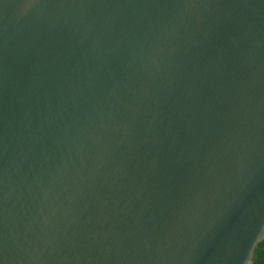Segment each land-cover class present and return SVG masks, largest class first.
I'll return each mask as SVG.
<instances>
[{
  "label": "water",
  "instance_id": "1",
  "mask_svg": "<svg viewBox=\"0 0 264 264\" xmlns=\"http://www.w3.org/2000/svg\"><path fill=\"white\" fill-rule=\"evenodd\" d=\"M264 0H0V264H253Z\"/></svg>",
  "mask_w": 264,
  "mask_h": 264
},
{
  "label": "trees",
  "instance_id": "2",
  "mask_svg": "<svg viewBox=\"0 0 264 264\" xmlns=\"http://www.w3.org/2000/svg\"><path fill=\"white\" fill-rule=\"evenodd\" d=\"M253 264H264V240L255 249Z\"/></svg>",
  "mask_w": 264,
  "mask_h": 264
},
{
  "label": "snow or ice",
  "instance_id": "3",
  "mask_svg": "<svg viewBox=\"0 0 264 264\" xmlns=\"http://www.w3.org/2000/svg\"><path fill=\"white\" fill-rule=\"evenodd\" d=\"M262 235H264V234H262Z\"/></svg>",
  "mask_w": 264,
  "mask_h": 264
}]
</instances>
